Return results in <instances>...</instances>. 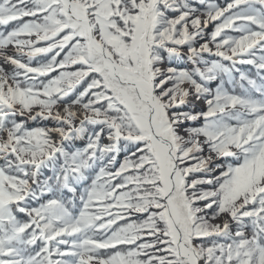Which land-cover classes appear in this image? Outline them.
Wrapping results in <instances>:
<instances>
[{"label": "trees", "instance_id": "obj_1", "mask_svg": "<svg viewBox=\"0 0 264 264\" xmlns=\"http://www.w3.org/2000/svg\"><path fill=\"white\" fill-rule=\"evenodd\" d=\"M75 1L119 64L147 78L154 73L156 92L165 100L161 118L181 117L164 134L181 174L171 196L182 240L202 264H264V169H258L264 158V110L248 111V100L264 103V4ZM191 11L213 13L211 26L188 22ZM56 32L51 40L41 39ZM203 32L215 50L194 49ZM26 39H32V54L17 53L22 63L11 70L0 64L15 82L14 92L22 90L25 99L6 92L25 114L0 105V114L6 112L0 135L10 127L18 148L7 152L0 146V264H48L51 256L56 264H92L91 258L103 264H190L169 233L160 164L146 137L149 103L111 74L103 52L91 45L89 28L62 0H0V45ZM246 45L251 49L241 59L248 62L217 52ZM161 62L166 72L159 70ZM185 82L202 104L183 98ZM130 100L146 114L144 124L131 113ZM59 103H80L89 115L76 128L40 113ZM179 125L192 133L189 144L199 135L221 154L217 171L187 170L189 144L180 140ZM79 131L83 140L77 139ZM250 167L239 192L224 197L223 180L235 183L240 169ZM205 174L208 178L195 180ZM242 197L245 202L237 204ZM197 208L208 219L230 212L231 223L219 229ZM33 217L46 229L49 249Z\"/></svg>", "mask_w": 264, "mask_h": 264}, {"label": "rangeland", "instance_id": "obj_2", "mask_svg": "<svg viewBox=\"0 0 264 264\" xmlns=\"http://www.w3.org/2000/svg\"><path fill=\"white\" fill-rule=\"evenodd\" d=\"M72 12L75 14L74 9L72 10ZM213 15H214L213 13L199 14L198 12L191 11L190 13L186 15V19L188 22L190 20L196 21L201 25V27L209 28L211 26L212 21L214 20ZM183 27L187 31L193 28L188 23H185ZM198 29L199 27H196L194 28V31H197ZM30 40L26 39V40L15 41L10 45H0V64H2L6 68V70H11V68H13L16 64L22 63L21 60L17 59L16 55L19 52L28 54V55L32 54V51L28 48V46L31 45V43L29 44ZM94 41H99L97 36H95ZM98 45L99 44H97V46ZM194 49H198L201 51L215 50V48L211 44V41L207 37L206 32H203L201 36L199 37V39L196 41ZM185 51L188 54L192 52L186 49ZM217 51L223 52L225 50H224V47H220ZM109 53L113 58H115L113 53H111L110 51ZM229 55L232 56L233 58H236L237 53L232 52ZM107 64H108L109 70L114 76L117 75L120 79H124L126 81L133 83L137 87L141 97L144 98L145 100H148L151 103L152 111L149 110L148 118H149V125L152 128H151V131L149 128L147 138H149L150 145L152 149L154 150V153L157 156L159 163H160L163 190L166 195L165 200H166V204H167V208L169 212V221H168L169 231H170L171 237L174 239L178 247L179 252L188 258L190 264H202V259L198 257L194 249H192V247L188 245L187 243H185L181 238V234L176 226L178 219H179V214H178L177 208L172 198L169 195L172 190L173 185L176 182H178V180L181 178V175L179 174L177 167H175V159L170 154V148H169L170 143L167 141V139L162 134V132L168 133L167 130L169 129L168 127L171 125V123H173L174 120L179 121L181 117L177 115L175 116V119L171 118L169 120L161 118L160 111L163 108L162 102L163 101L165 102V100H164V97H161L160 99L159 95L156 92L155 82H154L155 79L153 75L152 77H149V78L143 75H139L136 72L128 69L127 67L126 68L123 67L119 63L112 64V61L110 58L109 60H107ZM29 66L30 65L27 66V64H25V68H30ZM159 70L161 72H166V68L163 62H161ZM160 81L161 80H159V82ZM175 85L177 84L173 83V86ZM14 87H15V82L13 81L12 77L9 75L8 72H6L3 68L0 67V100L5 99L4 97L7 98L6 92H11L13 97L16 94V96L14 97V99L16 100H23L24 99L23 91L18 90L14 92ZM180 87H181V92L184 93L183 98L191 99L197 103L202 104V99L200 97H197V95L193 93L192 85H190L188 82H185ZM23 102H25V99L23 100ZM129 103L132 109L131 113L135 116L136 120H138L140 124H144V122L146 121V114L143 113V111L139 108L135 109V106L131 100L129 101ZM16 108L22 114H25V110L22 108V104L20 102L17 103ZM40 113L48 115V116H53V118L57 121H62V120L66 121L69 124L74 125L76 128L78 124L83 122L86 119V117L89 115L87 110L80 103H71V104L59 103L53 106L52 109L44 110ZM29 117H33V115H29ZM176 129L178 130L177 132L179 133V135H181V137L183 136L180 140L183 141V143L185 144H189L190 139L192 137V133L190 131H185L183 129V126H180V125L176 127L175 130ZM51 130L52 132H55V135L57 136L58 133H57L55 126H51ZM68 135L70 138L71 137L70 133ZM76 136L78 140H83L85 137V134L82 131H79ZM196 136H195L196 142L189 144L188 149L184 151V155L186 156L185 162L187 163L190 162L191 164L189 167H187V170L188 171L189 170L198 171L202 169H210L211 171L212 170L217 171L215 166L217 162H220L221 154L218 155L217 151L211 150L201 136L199 135H196ZM108 140L109 138L108 136H106L105 143H107ZM0 146L1 148L10 147L11 151L15 150L16 152H18L17 150L18 148L16 147L15 140L12 136V129L10 127H6L3 130L2 134L0 135ZM261 167H263L264 169V158L262 159V161L259 162L258 169ZM250 169L251 167L247 169L241 168L240 169L241 176L237 177V180H235V183L233 181L223 180L222 187L220 190L222 195H224V197L225 196L230 197L232 195L237 194L239 192L238 189L240 188L239 185L241 184L240 185L241 187L244 186L245 184L244 179L247 177L248 171ZM203 176L204 177H199L198 179H195V180L206 179L208 178L209 175L205 174ZM198 183L202 184L203 181L202 182L194 181L193 185H197ZM257 190L258 191L260 190V185L258 184L255 186V191ZM213 192L215 193L214 189H213ZM2 200H3V196L0 195V201ZM243 202H245V199L240 198L237 201V204L243 203ZM236 205L234 208H236ZM197 209L205 216V218H207L203 210L199 208ZM231 219H232L231 213L226 212V211L222 212L219 216L214 217L212 219L207 218V220H209L211 224H213L219 229L227 228L229 224L231 223ZM158 233L163 234L162 231ZM162 243L163 241H159V244H162ZM90 262H92V264H103V262L100 259L94 260L91 258Z\"/></svg>", "mask_w": 264, "mask_h": 264}, {"label": "bare ground", "instance_id": "obj_3", "mask_svg": "<svg viewBox=\"0 0 264 264\" xmlns=\"http://www.w3.org/2000/svg\"><path fill=\"white\" fill-rule=\"evenodd\" d=\"M74 10H76L75 7H74ZM75 12H78L79 13V11H77V10Z\"/></svg>", "mask_w": 264, "mask_h": 264}]
</instances>
